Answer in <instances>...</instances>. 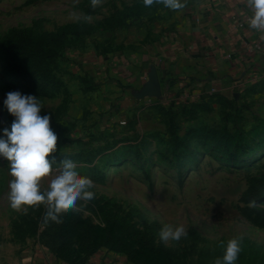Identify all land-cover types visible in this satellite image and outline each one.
Returning a JSON list of instances; mask_svg holds the SVG:
<instances>
[{
  "label": "rangeland",
  "instance_id": "374dc122",
  "mask_svg": "<svg viewBox=\"0 0 264 264\" xmlns=\"http://www.w3.org/2000/svg\"><path fill=\"white\" fill-rule=\"evenodd\" d=\"M210 1L247 4L182 0L184 7L172 10L160 0L148 7L144 0H98L95 6L92 0H0V135L14 119L3 103L7 93L35 95L57 132L53 166L71 155L80 174L94 181L95 193L62 210L58 220L43 218V203L14 210L8 198L13 177L0 158V260L41 252L56 264H88L100 254L214 264L227 242L239 238L236 264H264V231L249 223L240 201L249 178L264 173V69L253 71V84H232L236 92L225 94L221 77L207 76L191 87L195 100L185 85L177 101L132 108L122 94L98 92L93 80L102 71L88 69L101 48L120 53L118 39L185 19ZM10 56L35 82L15 76ZM239 74L251 73L230 76ZM256 206L264 202L250 205ZM165 224L183 225L187 235L162 242Z\"/></svg>",
  "mask_w": 264,
  "mask_h": 264
},
{
  "label": "crops",
  "instance_id": "0c3cea01",
  "mask_svg": "<svg viewBox=\"0 0 264 264\" xmlns=\"http://www.w3.org/2000/svg\"><path fill=\"white\" fill-rule=\"evenodd\" d=\"M210 2L204 10L193 12L185 19L180 15L161 21L153 31L146 28L137 35L133 33L126 39H118L114 46H124L120 53L101 48L94 59L96 64L88 67L102 71L93 80L98 92L107 91L109 98L122 94L128 107L132 108L161 100L177 101L184 96L180 90L185 85L186 94L195 100L197 93L196 90L191 91V87L196 88L201 82H206L207 76L221 77L220 85L225 94L230 92L229 89L236 92L232 84L257 82L258 76L253 71L264 69V31L250 28L252 10L248 4H236L237 1L235 5L225 1L220 4ZM118 54L121 60L114 62ZM235 71L251 74L230 76ZM107 75L113 82H108ZM154 83L159 84L160 90L150 95ZM108 92L114 95L110 96ZM0 264L56 263L37 252L21 257L12 254L9 259L0 260ZM88 264L170 263L167 259L158 262L147 254L138 257L100 254Z\"/></svg>",
  "mask_w": 264,
  "mask_h": 264
},
{
  "label": "clouds",
  "instance_id": "9594fccd",
  "mask_svg": "<svg viewBox=\"0 0 264 264\" xmlns=\"http://www.w3.org/2000/svg\"><path fill=\"white\" fill-rule=\"evenodd\" d=\"M98 0H92L95 6ZM166 8L179 10L182 0H160ZM154 0H144L146 7ZM252 10L249 26L264 31V0H247ZM8 113L14 117L11 129L4 128L0 135V158L7 161L10 181L8 198L14 210L45 204L43 218L60 219L58 213L76 208L78 200L89 201L95 196L91 189L94 181L80 174L71 155H64L58 167L52 164V153L57 148V132L51 127L50 114H41L38 97L11 91L3 101ZM46 179V185L42 180ZM187 231L183 225L165 224L159 232L162 242L179 241ZM241 240L232 238L224 247L222 258L214 264H236Z\"/></svg>",
  "mask_w": 264,
  "mask_h": 264
},
{
  "label": "trees",
  "instance_id": "16d2710c",
  "mask_svg": "<svg viewBox=\"0 0 264 264\" xmlns=\"http://www.w3.org/2000/svg\"><path fill=\"white\" fill-rule=\"evenodd\" d=\"M64 33L60 35L59 40H62ZM58 40V39H57ZM10 62L15 70V76L24 81L33 83L35 82V76L29 71L28 67L10 56ZM241 203L247 207L244 209V216L249 223L262 231H264V208L250 207L251 204H260L264 202V173L256 176H252L248 180L247 189L243 192Z\"/></svg>",
  "mask_w": 264,
  "mask_h": 264
},
{
  "label": "water",
  "instance_id": "95a60500",
  "mask_svg": "<svg viewBox=\"0 0 264 264\" xmlns=\"http://www.w3.org/2000/svg\"><path fill=\"white\" fill-rule=\"evenodd\" d=\"M153 77V76H152ZM160 88H159V84L158 83H154L151 88H150V95H155L159 92Z\"/></svg>",
  "mask_w": 264,
  "mask_h": 264
}]
</instances>
